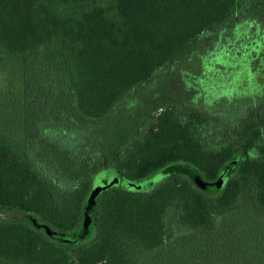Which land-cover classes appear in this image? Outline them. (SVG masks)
<instances>
[{"label":"trees","instance_id":"16d2710c","mask_svg":"<svg viewBox=\"0 0 264 264\" xmlns=\"http://www.w3.org/2000/svg\"><path fill=\"white\" fill-rule=\"evenodd\" d=\"M247 21L258 42L264 0H0V264H264V105L246 122L226 101L264 82L240 95L208 74L221 53L250 60L209 46ZM195 55L207 75L186 78L222 117L195 121L151 88ZM224 170L213 193L190 180ZM99 175L114 182L83 238L31 222L78 236Z\"/></svg>","mask_w":264,"mask_h":264},{"label":"rangeland","instance_id":"374dc122","mask_svg":"<svg viewBox=\"0 0 264 264\" xmlns=\"http://www.w3.org/2000/svg\"><path fill=\"white\" fill-rule=\"evenodd\" d=\"M255 31H258V28L254 26L253 23L250 21L237 24L234 29L227 30L221 36V39L219 42H217V44L213 43L209 45L210 47H213L212 49L214 52H224L226 50L234 52L235 50H239L238 54L240 52L242 53L243 56L249 54L247 56H249L250 60L246 61L247 59H243L244 60V64H243L240 62L238 63L236 58H234V55L231 54L230 52L221 53L217 55L215 59L217 60L216 62L221 65H224V67L229 66L230 68L228 67V70H231V72L223 71V69H220L222 66L218 64L215 69L213 67L212 69L208 70V74L210 72H214V76H217L216 79L217 82L223 77H226L223 79L226 80V82L228 81L237 82L238 85L236 92L239 93L240 91V95H242L241 91L246 89V85L244 83H247V81L251 80V82H254L256 84H262L264 82V34L263 35L257 34L256 39L259 40L258 43L257 40L254 41ZM211 56H214V54L212 53ZM232 62L235 64H231ZM203 64L206 63H203L202 58L195 55L191 57L189 60H187L184 64H176L173 66V68L167 75L166 85L164 87H162V85L160 84L158 86L154 84L155 86L153 85L154 87L152 86L151 88H154V91L159 93L158 95H160V97H164V98L172 97L174 99L175 98L179 99V98H186L187 96H191L194 90L191 89L188 91H184L182 89V79L187 80L188 78L186 77H189L191 75H194V77H191L190 79H197L203 77L205 74L207 75L206 72L207 66L206 69H204ZM246 65L247 66L249 65L248 66L249 68H247ZM240 68L243 70L241 74L244 76H239L238 73L236 72L239 71ZM245 68L248 71L244 70ZM248 74H251V78H248L249 76ZM143 93L147 95L149 94L147 92H143ZM158 95H156L155 98H159ZM232 99L234 100L233 102L237 110L239 111L240 109L239 112L236 111L234 113H237L238 117L243 121L252 118L253 109L256 106L264 105V100H263L264 97L262 96L261 97L259 96L257 98L254 97L252 99L242 100V98H240L238 95L237 97ZM253 102L255 103V107ZM186 110H188V112L193 114V118L195 119V121H199V119H203V120L206 119L204 117L207 116L208 114V111L206 109L197 106H190L189 108L186 107ZM100 183H104L102 175L96 176V178L93 181V185Z\"/></svg>","mask_w":264,"mask_h":264},{"label":"flooded vegetation","instance_id":"af4514ba","mask_svg":"<svg viewBox=\"0 0 264 264\" xmlns=\"http://www.w3.org/2000/svg\"><path fill=\"white\" fill-rule=\"evenodd\" d=\"M208 86L205 84L204 85V83H200V82H198V83H195V82H189L188 80H184V79H182V89L184 90V91H188V90H194V92H193V94L191 95V96H187L186 98H183V99H178V98H172V97H169V99H171L172 101H174L173 103L174 104H177L178 106H180V107H185V111H188V110H186V107H190V106H197V107H202V108H204V109H206V110H208V107H210V106H214V105H216L217 103L218 104H220V105H218L217 107H219V108H216V111H217V114L220 116V117H222L223 115H224V109L222 108V107H224V103H222V99L223 98H219V99H217V98H213V97H211V98H208L207 97V95H206V93H205V91H206V88H207ZM169 96V95H168ZM232 98H234L233 96H227V98H226V101L228 102L227 103V106L229 105V106H233L234 108H235V104H234V100L232 99ZM177 100H179V101H177ZM242 100H244V99H242ZM236 101V100H235ZM254 103V102H253ZM254 107H255V103H254ZM159 109H161V108H159ZM239 111H240V109H239ZM257 110L254 108L253 109V113H255ZM253 117L251 118V119H246L245 121L246 122H253ZM247 126L245 125V124H243V125H238V129H240V128H246ZM250 128V127H249ZM248 128V129H249ZM236 162V160H234V159H232V162L231 163H235ZM198 175L203 179V180H205L206 182H207V185H206V187L205 188H203L202 190L203 191H205L206 193H213V192H215L216 190H221V188L224 186V184H225V182H226V180H227V178L229 177V173L227 172V170H224V171H222L214 180H207V179H205L202 175H200L199 173H198ZM220 175H222V178H223V183H222V185L220 186V187H217L215 184H214V181L220 176ZM196 175H193V176H191L190 177V180L194 183V185H196V186H198L196 183H195V181H194V177H195ZM129 182V181H128ZM142 182V181H141ZM143 182H145V180H143ZM127 183V182H126ZM199 187V186H198Z\"/></svg>","mask_w":264,"mask_h":264},{"label":"water","instance_id":"95a60500","mask_svg":"<svg viewBox=\"0 0 264 264\" xmlns=\"http://www.w3.org/2000/svg\"><path fill=\"white\" fill-rule=\"evenodd\" d=\"M194 181L202 189L205 188L207 185V182L205 180H203L199 175H196L194 177ZM113 182L114 181H109V182H104V183H100V184H95L91 187V189L88 193V196H87V204H86L85 209L83 211V219H82V224H81L82 232L76 237H73V238L67 237L63 233H59L57 230H54L53 228H51L47 224L42 223L35 218H31V222L36 227L41 228L48 236H53V237L59 236V238H61L64 242H69V243L76 242L78 239L83 238L89 231V224L91 223V216L89 214V211H90L91 207L95 204V199H96L97 195L102 190L111 186L113 184ZM143 183L144 182L129 181L126 183V186L139 188L143 185ZM222 183H223V178H222V175H220L214 181V184L217 187H220L222 185Z\"/></svg>","mask_w":264,"mask_h":264}]
</instances>
